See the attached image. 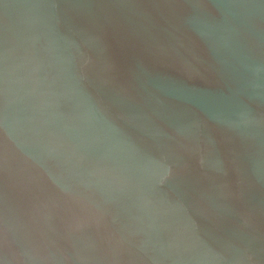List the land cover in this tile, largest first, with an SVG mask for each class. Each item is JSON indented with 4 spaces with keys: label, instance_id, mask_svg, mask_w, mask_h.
<instances>
[{
    "label": "water",
    "instance_id": "water-1",
    "mask_svg": "<svg viewBox=\"0 0 264 264\" xmlns=\"http://www.w3.org/2000/svg\"><path fill=\"white\" fill-rule=\"evenodd\" d=\"M0 264H264V0H0Z\"/></svg>",
    "mask_w": 264,
    "mask_h": 264
}]
</instances>
